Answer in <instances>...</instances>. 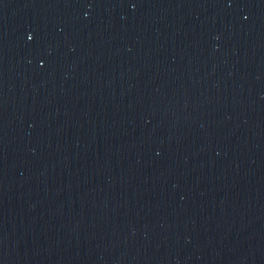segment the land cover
Masks as SVG:
<instances>
[{
    "label": "water",
    "instance_id": "1",
    "mask_svg": "<svg viewBox=\"0 0 264 264\" xmlns=\"http://www.w3.org/2000/svg\"><path fill=\"white\" fill-rule=\"evenodd\" d=\"M0 264H264V0H0Z\"/></svg>",
    "mask_w": 264,
    "mask_h": 264
}]
</instances>
